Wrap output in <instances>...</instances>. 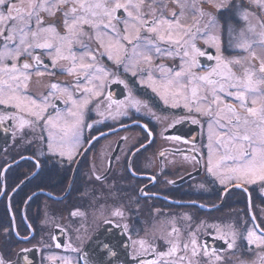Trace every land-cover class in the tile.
I'll return each instance as SVG.
<instances>
[{
	"label": "flooded vegetation",
	"instance_id": "1",
	"mask_svg": "<svg viewBox=\"0 0 264 264\" xmlns=\"http://www.w3.org/2000/svg\"><path fill=\"white\" fill-rule=\"evenodd\" d=\"M10 2L14 6L12 15L27 20L25 7L32 9L35 0ZM237 4L256 15L245 21ZM143 5L146 19L155 8L157 14L162 12L167 18L175 13L185 28L198 24L195 45L205 54L196 57L198 63L191 69L195 75H205L216 67L215 57L220 54L224 62L240 61L228 65L237 77H243L249 68L256 72V79L260 77L264 45L259 42L262 29L258 20L264 21V10L249 0H233L219 9L201 0L198 7L215 17V25L209 24L208 15L200 17L190 7L184 9L190 15L183 20L174 0H143ZM39 14L45 24H54L57 32L65 35L62 13ZM116 16L122 30L127 13L120 9ZM249 24L255 31H248ZM29 26L35 29L34 18ZM84 30L96 65L107 75L97 73L104 76L103 86L97 89L101 94L89 97L91 102L83 110L80 145L71 159L67 152L61 156L59 151L49 149V131L58 129L28 122L21 125L20 119L8 118L15 109L0 106V115L4 116L0 121V256L10 264H261L264 245L250 243L247 235L249 230L260 235L264 229V182L234 180L221 184L212 177L206 167L207 117L193 111L186 118L189 113L182 101L174 109L171 99L165 104L158 91H153L160 81L159 66L173 71L187 67L182 46L159 42L161 52L152 54L150 64L141 62L139 70H126L127 62L116 63L107 54L101 56L104 49L95 31L88 26ZM172 34L182 36L183 30L174 29ZM54 40L53 35L42 34L39 42L47 41L54 47L33 50L32 56H39L43 66L29 70L27 89L32 98H48L46 118H55L72 107L66 103L65 89L73 92L74 99H83L75 91L76 75L66 71L72 61L57 59L53 67V51L59 45V40ZM244 41L251 43L249 50L238 47ZM72 47L77 57L85 52L82 44ZM25 62L34 64L28 55L19 60L21 65ZM84 62L95 63L90 59ZM145 69H151L153 80ZM133 71L137 75L133 76ZM213 78L224 82L223 76ZM182 82L188 83L186 79ZM197 83L200 95L211 100L210 86ZM53 84L63 89H52ZM220 95L227 103H236L226 92ZM136 101L139 103L133 107ZM121 104L128 107L121 109L124 114L117 115ZM19 116L32 120L27 111ZM191 118L200 122L194 124ZM97 176L103 179L97 180ZM116 210L123 215H113ZM229 225L236 232L233 248L228 247L232 242L227 235ZM173 245L177 250L169 254ZM205 250L209 255H204Z\"/></svg>",
	"mask_w": 264,
	"mask_h": 264
},
{
	"label": "snow or ice",
	"instance_id": "2",
	"mask_svg": "<svg viewBox=\"0 0 264 264\" xmlns=\"http://www.w3.org/2000/svg\"><path fill=\"white\" fill-rule=\"evenodd\" d=\"M174 2L181 10V16L184 9L190 7L200 17L208 15L209 24L215 25V17L198 7L201 0H174ZM203 2L219 9L232 4L233 0H220L219 3L216 0H203ZM249 2L264 10V0H249ZM143 6V0H125V2L121 0H35L32 11L28 13L25 21L19 16L12 15L14 6L10 0H0V106L16 110L9 114L8 118L20 119L21 125L28 122L58 129V132L49 131V149L59 151L61 156L67 152L71 159L73 152L80 145L83 110L91 102L89 97L93 93L96 96L101 94L97 89L103 86V75H107L104 69L99 68L95 63L84 62L87 59L96 61V55L89 45L82 44L85 52L80 57H77L73 51V44L81 43V38L88 36L84 30L85 26L95 31L96 40L104 49L100 55L107 54L108 59H115L116 63L127 62L126 70L132 68L139 70L141 62L150 64L152 54L161 52L159 42L167 41L182 46L187 67L182 66L179 71H173L159 66L160 81L153 91H158L165 104H168L171 99V106L174 109L179 108L182 101L183 109L189 113V117L186 118H190L193 111L197 116L207 117L209 129L207 172L221 184L234 180H243L247 183L264 182V87H261L264 85V60L260 63L258 79L255 78L256 72L250 68L245 69L243 77H237L228 69V65L239 64L240 61L237 59L224 62L220 55L215 57L218 61L216 67L205 75L197 76L191 69L198 63L196 57L205 54L195 45V34L199 30L198 24L185 28L175 13L171 18H167L162 12L157 14L155 8H152L150 18L146 19L142 11ZM235 6L240 10L241 17L245 21H248L249 16L256 15L243 8L242 4ZM120 9L127 13V19L122 21V30L118 28L121 20L116 16ZM41 11L47 13L48 16H55L58 12L62 13L65 35L61 36L54 24L44 27L46 21L40 16ZM33 18L35 29L29 26ZM258 23L262 29L258 33L259 42L264 45V21L258 20ZM101 29L111 32V36H107V43L104 42L106 33H102ZM174 29H182L183 35L173 36ZM248 31H255V26L249 24ZM42 34H54L58 38L59 45L55 46V56L52 57L53 67L55 68L57 59L71 60L72 66L66 71L76 75L75 91L83 97L78 101L73 98L72 91L65 89L68 97L66 103L70 102L72 107L68 109L66 115L57 113L55 118L51 116L46 118L49 106L47 97L32 98L27 94L31 79L29 70L34 69V66L36 68L43 66L39 56H32L33 50L54 47L50 42H39ZM241 35L243 36V32ZM211 39L215 41L216 37L213 36ZM65 43L68 55L63 54ZM238 47L249 50L251 43L244 41ZM25 55L31 56L34 64L28 62L19 64L20 58ZM78 60L79 63H77ZM8 61L11 62L8 63ZM225 69H228L227 72ZM144 71H148L149 79L153 80L151 69ZM97 73L103 75H97ZM37 74L42 75L43 73L38 72ZM132 74L137 75V71H133ZM220 76L224 77V82L213 78ZM80 78H83V86H81ZM183 79H186L188 83H183ZM96 81H101V83H95ZM197 82H204L210 86L211 100L207 95H200V86ZM57 87L56 84L51 86L52 89H57ZM224 92L236 103H227L220 95ZM250 96L252 98L249 101ZM138 103V101L133 102L132 106L135 107ZM258 104L259 107H257ZM127 107V104L118 105L116 114H124L121 109ZM25 111L32 117L31 121H25L19 116V113ZM3 119L4 116L0 115V121ZM191 122L196 124L200 121L197 118H191ZM174 139L179 140L180 137H174ZM96 179L101 180L103 177L97 176ZM113 215L122 216L123 214L116 210ZM106 223L110 222L106 221ZM228 228L227 235L232 237V242L228 243V247L233 248L236 232L232 226L229 225ZM221 238L224 236L222 235ZM247 238L250 243H257L258 247L264 245V229H261L260 235H257L254 230H249ZM191 243L195 246L196 240L193 238ZM140 246L144 247V241L140 242ZM184 248L187 249L188 245L185 244ZM176 250L177 246L173 245L169 254ZM193 255H196L195 249ZM204 255H209L207 250ZM183 259L185 258L181 257V260ZM0 264H10V262H6L0 256ZM28 264H31V261H28ZM65 264H70V262L65 261ZM261 264H264V257L261 258Z\"/></svg>",
	"mask_w": 264,
	"mask_h": 264
},
{
	"label": "rangeland",
	"instance_id": "3",
	"mask_svg": "<svg viewBox=\"0 0 264 264\" xmlns=\"http://www.w3.org/2000/svg\"><path fill=\"white\" fill-rule=\"evenodd\" d=\"M25 10H28V12H30L32 9H31V6H26L25 7ZM142 11H144L145 12V10H142ZM189 15H190V13H189V10H184V12H183V20H187V18L189 17ZM22 19H24V20H26L25 18H22ZM48 26V24H45L44 25V27H47ZM103 33H106V36H111V32H106V31H103V30H101ZM53 35V37H55V43H57L58 42V38L54 35V34H49V36L51 37ZM86 40H87V36H85V37H83V38H81V43H77V44H86ZM105 43H107L108 41H104ZM215 48H216V46H215ZM85 51V50H84ZM63 52H65L66 54L68 53V49H67V44L65 43V45L63 46ZM55 54V50L53 51V55ZM217 55H220V54H217ZM95 64H96V62H95ZM103 81H104V76H103ZM143 81H145V79L143 80ZM58 89H63V88H59L58 87ZM67 114V111H63L62 113H61V115H66Z\"/></svg>",
	"mask_w": 264,
	"mask_h": 264
},
{
	"label": "bare ground",
	"instance_id": "4",
	"mask_svg": "<svg viewBox=\"0 0 264 264\" xmlns=\"http://www.w3.org/2000/svg\"><path fill=\"white\" fill-rule=\"evenodd\" d=\"M27 1V0H26Z\"/></svg>",
	"mask_w": 264,
	"mask_h": 264
}]
</instances>
